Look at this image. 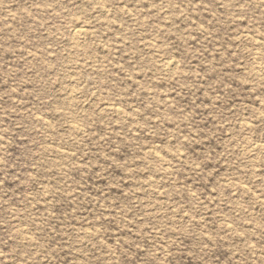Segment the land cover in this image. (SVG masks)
<instances>
[{
    "label": "rangeland",
    "instance_id": "obj_1",
    "mask_svg": "<svg viewBox=\"0 0 264 264\" xmlns=\"http://www.w3.org/2000/svg\"><path fill=\"white\" fill-rule=\"evenodd\" d=\"M0 264H264V0H0Z\"/></svg>",
    "mask_w": 264,
    "mask_h": 264
},
{
    "label": "bare ground",
    "instance_id": "obj_2",
    "mask_svg": "<svg viewBox=\"0 0 264 264\" xmlns=\"http://www.w3.org/2000/svg\"><path fill=\"white\" fill-rule=\"evenodd\" d=\"M79 28H80V27H79ZM74 33H75V34H80V33H82V30H80V29L77 28V29L74 30ZM151 44H152V43H151ZM162 64H163V63H162ZM164 65H165V68H168V66L166 65V63H165ZM168 65H170V63H168ZM170 67H171V66H170ZM255 156H256V155H255ZM227 226H228V225H227Z\"/></svg>",
    "mask_w": 264,
    "mask_h": 264
}]
</instances>
